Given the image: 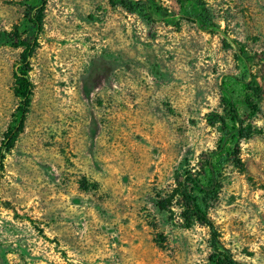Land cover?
Masks as SVG:
<instances>
[{
    "label": "rangeland",
    "instance_id": "1",
    "mask_svg": "<svg viewBox=\"0 0 264 264\" xmlns=\"http://www.w3.org/2000/svg\"><path fill=\"white\" fill-rule=\"evenodd\" d=\"M40 4L38 32L25 12ZM14 35L36 49L0 168V264H208L220 249L264 264V0H0V139ZM242 81L255 133L221 145ZM220 145L213 245L179 191Z\"/></svg>",
    "mask_w": 264,
    "mask_h": 264
},
{
    "label": "trees",
    "instance_id": "2",
    "mask_svg": "<svg viewBox=\"0 0 264 264\" xmlns=\"http://www.w3.org/2000/svg\"><path fill=\"white\" fill-rule=\"evenodd\" d=\"M43 6H31L25 12L27 22L30 23L36 31L40 32L43 19ZM15 33V31H14ZM14 47L20 48L16 68L12 72V93L16 98V105L10 115V120L6 126L0 139V168L5 155L13 148L17 135L22 131L24 119L28 112L33 84L29 79V71L31 70L30 58L35 53L36 39L20 38L17 35L12 36L9 40ZM258 88L242 81L240 83V96L238 100L228 101V114L226 119L221 118V123L225 125L224 133L222 134L221 145L233 140L245 139L255 133L254 128L249 124H244L243 117L238 110L237 102H240L246 109L247 115H253L257 110L256 96L258 95ZM221 145L217 149L219 151L216 157L210 156L204 160L200 177H194L190 172L184 176V182L191 184L187 189L184 183H181L179 195L185 201V211H191L195 220L200 221L207 226L210 234V242L215 245L217 240L216 231L209 217L207 216V207L210 197L215 193V186L217 185V177L220 169L219 155L224 151L220 150ZM231 157L235 155L231 149ZM202 179V180H201ZM156 206L160 210H166V204L160 197L156 200ZM208 264H242L234 260L231 255L224 250L216 251L214 255L209 258Z\"/></svg>",
    "mask_w": 264,
    "mask_h": 264
}]
</instances>
